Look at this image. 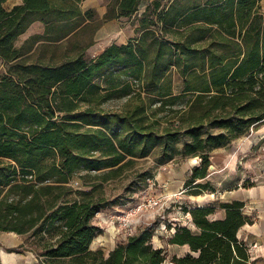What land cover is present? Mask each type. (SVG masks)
<instances>
[{
    "label": "trees",
    "instance_id": "16d2710c",
    "mask_svg": "<svg viewBox=\"0 0 264 264\" xmlns=\"http://www.w3.org/2000/svg\"><path fill=\"white\" fill-rule=\"evenodd\" d=\"M7 1L0 0V231L39 237L37 264H162L166 254L153 245L154 224L118 241L107 255L91 249L101 230L93 217L133 200L67 199L69 182L81 171L106 180L154 143L180 142L177 153L200 160L184 186L192 195L213 191L205 178L209 151L264 121L261 0H151L141 12L142 0H113L106 16L138 13L135 34L90 58L84 48H63L92 20L82 0H20L5 7ZM36 20L43 32L17 46ZM37 42L34 59L27 58ZM173 69L182 78L178 93ZM113 98H125L121 109L102 106ZM243 207L240 200L182 207L195 229L164 223L168 242L190 249L171 261L252 264L248 243L237 236L253 222ZM218 209L223 217L211 218Z\"/></svg>",
    "mask_w": 264,
    "mask_h": 264
},
{
    "label": "rangeland",
    "instance_id": "374dc122",
    "mask_svg": "<svg viewBox=\"0 0 264 264\" xmlns=\"http://www.w3.org/2000/svg\"><path fill=\"white\" fill-rule=\"evenodd\" d=\"M144 1L147 0H142L140 9H142ZM167 1L163 0V2ZM112 2L113 0H82L81 9L83 11L91 10L93 13L92 20L80 34L66 41L63 48L69 53L84 48V55L90 58L96 55L105 44L109 42L122 43L127 41L133 33L135 34V28L138 25V13L129 17L109 18L106 13ZM14 3L15 0H8L4 6L10 7ZM261 10L264 12V0H262ZM43 30V23L36 20L25 33L16 39L15 44L21 46L31 36L41 34ZM38 44L40 42H37L27 53V58L34 59L31 54H34L35 46ZM40 52L39 49L37 54ZM4 71L5 66L0 60V73H4ZM170 75L173 91L175 93L180 92L183 86L181 76L175 69L171 71ZM124 102L125 98H113L102 106L106 109L118 110L122 108ZM164 124L166 123L162 121V125ZM180 145V142H175L166 148L163 141L156 142L144 156L127 157L131 158V161L124 165L118 173L111 175L106 180L96 176L99 173H95V171H81L70 180L69 185L72 192L66 197L67 199H73L76 196L93 199L106 198L107 201L115 198H129L133 202L151 196L163 198L161 205L139 211L132 217V232L135 233L147 225H158L152 238L153 245L163 248L166 254V259L162 264H174L171 261L173 255H182L189 252L190 249L186 245L178 246L169 243V238H167L169 231L165 228L164 223L172 221L180 226L195 229L190 217L183 214L182 207L185 205L192 206L197 202H208L215 205L219 202L216 199V193H212V190L203 191L197 202L192 201L191 198L194 197L189 193V189L184 186V181L189 168L200 164V160L192 156L182 157L177 153ZM102 170H109V168ZM205 178L214 187L213 191L232 187L236 180L240 184L242 182L243 185H249L253 179H255L253 183H264V121L231 143L211 149L209 151L207 177ZM197 181L204 182L205 180ZM78 192H81V195ZM128 203L104 207L93 217V224L99 226L101 230L92 240L91 249L100 248L107 255L118 241L124 240L128 236V227L113 219V216L121 213L129 206ZM108 210L110 212L105 213ZM219 211L220 209L216 212ZM51 233L54 234V231ZM41 242L42 240L32 235L31 231L25 234L0 231V251L5 252L4 254H7L5 256L11 261L14 257L19 258L21 261L19 264H37L41 258L38 256L41 250ZM0 263H2L1 260Z\"/></svg>",
    "mask_w": 264,
    "mask_h": 264
},
{
    "label": "crops",
    "instance_id": "0c3cea01",
    "mask_svg": "<svg viewBox=\"0 0 264 264\" xmlns=\"http://www.w3.org/2000/svg\"><path fill=\"white\" fill-rule=\"evenodd\" d=\"M149 1L151 0H147L143 2V7L142 9H140V12L143 10L145 4ZM15 3H20V0H15ZM260 4L262 7V0L260 1ZM126 42L127 41L122 42V43H116V44H123ZM111 43L113 42H109L105 44L103 47H101L99 52H101L105 47H107ZM191 168L192 166L189 168L188 175L191 172ZM188 175L185 177V179L188 177ZM254 181L255 179H253V181H251L249 185H243L242 182L240 184L239 181L236 180L232 187L225 188L223 190L218 189L217 191H212V193L213 192L214 194L216 193V199L219 201L227 202L231 200H240L244 202L243 212L246 215L252 216L253 222L251 224L247 223L241 226L237 232V236L241 240L248 243L252 264L253 263L254 264H264V183L263 182L253 183ZM201 196L202 194L193 195L194 198H191V199L192 201L197 202L199 199L198 197H201ZM206 204H208V202L207 203L197 202V204H194V205L203 206ZM109 212L110 210H108V212H105V213H109ZM223 215H224V211L220 209L219 212L212 214L210 217L211 218H221L223 217ZM4 253L5 252L0 251V260L2 262L0 264H19L21 262L19 258L17 257H14L12 261L9 260L7 256H5L7 254H4Z\"/></svg>",
    "mask_w": 264,
    "mask_h": 264
},
{
    "label": "built area",
    "instance_id": "2783aa9c",
    "mask_svg": "<svg viewBox=\"0 0 264 264\" xmlns=\"http://www.w3.org/2000/svg\"><path fill=\"white\" fill-rule=\"evenodd\" d=\"M163 198H155V197H147L142 198L140 201L130 202L128 203L129 206L126 207L121 213L113 216L115 221L119 222L121 225L128 227V235L133 234L132 232V224L133 220L132 217L139 211H142L147 208H154L161 205ZM164 199H171V198H164ZM113 222V221H112Z\"/></svg>",
    "mask_w": 264,
    "mask_h": 264
}]
</instances>
